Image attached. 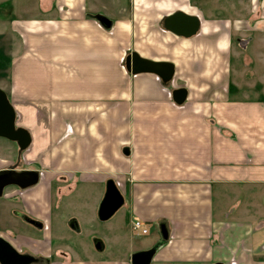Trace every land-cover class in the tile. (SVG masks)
<instances>
[{
	"label": "crops",
	"instance_id": "crops-1",
	"mask_svg": "<svg viewBox=\"0 0 264 264\" xmlns=\"http://www.w3.org/2000/svg\"><path fill=\"white\" fill-rule=\"evenodd\" d=\"M100 1L89 11L88 0H0V89L30 134L28 158L74 181L112 179L123 196L97 255L20 247L42 264H131L152 249L149 264H264V0ZM176 12L199 19L195 35L164 29ZM256 35L261 58L238 63L233 46L246 51ZM132 52L171 63V80L127 73ZM178 88L187 92L181 105L172 100ZM4 147L0 170L10 161ZM44 193L3 191L5 203L19 197L7 217L17 210L49 231ZM137 220L147 237L132 229Z\"/></svg>",
	"mask_w": 264,
	"mask_h": 264
},
{
	"label": "rangeland",
	"instance_id": "rangeland-1",
	"mask_svg": "<svg viewBox=\"0 0 264 264\" xmlns=\"http://www.w3.org/2000/svg\"><path fill=\"white\" fill-rule=\"evenodd\" d=\"M102 1L104 0H101L100 4H102ZM91 4H93V0H88L86 7L89 11L91 10ZM253 6L254 12L253 14H251V16L255 20H258L261 15V6L256 2L255 4H253ZM236 27L240 31L242 27L244 28L246 26L244 22H238L236 24ZM256 38H258L259 41L257 43H254V40ZM240 39H246V36H242L240 37ZM260 40L261 39L259 36H253L252 45L247 47L246 51L242 50V48H240L239 46H233L235 50L234 58L238 61V63L240 60L249 59L250 61H254L256 59L255 54L257 55V58H261V53L259 52H262L263 48L260 46H255L256 44H261ZM249 68L250 71L254 70L252 68V64ZM241 77L243 78V73L241 74ZM0 146H6L4 147V150H2V153L8 157L7 160H10L5 163L6 169L14 168L18 171L38 170L41 172V174H43L44 178L42 179V181L39 182L37 186L27 189L23 192L29 195L33 194V192L37 190L45 191L44 195L46 197V201L51 204V213L47 218V226L49 227V231L45 230L44 233H41L37 232L38 229H35L32 226H28L24 224L21 220H19V218L14 215L17 212L19 213V211L17 210L12 212V216H10V218L7 217L8 209L6 208H20L18 206V196L6 200V203L0 197V230L3 228L10 227L12 230H15V237L11 238V236L3 232H0V236L7 241L9 239H16L15 243L16 245H19L16 248L19 249L21 253H24V250H26L27 248L26 246H23L22 248V246L20 247V245L28 243V245L35 244L34 247L39 246L41 249L39 252L41 253H47L48 251H50V253H53L55 250L60 248V246H62L63 248H61L64 250H74L75 254H77L80 258H87L86 256L89 254L97 255V253L99 252L98 243H103L102 232L104 230L103 225L105 224V222H100L97 219L96 210L104 194V184L96 182H80L78 180L74 181V179L72 178L73 175L71 176V174L69 173L65 174V172H70L69 170L64 171L62 173L59 171L54 172V165L52 164H34L31 162L32 158H28L30 149L21 154L17 146L14 143L12 144V142H7L6 140L3 142L0 141ZM33 150L35 151L36 149L33 148ZM35 158L36 157L34 156V159ZM47 181H49L50 183V190L46 189ZM13 190L20 191L16 187H8L5 188L4 192ZM2 210L4 212L3 217H1ZM14 216L15 218H13ZM119 217L120 212L117 211L109 219V221H118ZM71 220L77 221L79 227L78 232L69 228L68 223ZM15 224L16 226H13ZM42 234H45V236H42ZM140 236L147 237V235L144 236L142 234ZM45 241L47 242V244L45 243ZM116 249L113 251L111 250V255L116 256L118 254ZM35 256L38 257L40 255L35 254ZM56 259L57 257L55 259L52 257V260Z\"/></svg>",
	"mask_w": 264,
	"mask_h": 264
},
{
	"label": "water",
	"instance_id": "water-1",
	"mask_svg": "<svg viewBox=\"0 0 264 264\" xmlns=\"http://www.w3.org/2000/svg\"><path fill=\"white\" fill-rule=\"evenodd\" d=\"M95 19L105 28L109 29L111 22L103 17L97 16ZM200 22L196 16L186 15L176 12L166 17L163 21L165 30L184 38H189L197 33ZM124 69L131 75L152 74L158 77L163 83L171 80L174 67L168 62H155L140 57L132 52L124 59ZM187 92L184 88L172 91V100L175 104L181 105L186 99ZM0 139L14 143L19 152L28 149L31 144V137L27 130L16 126L15 112L9 102L5 92L0 89ZM39 172L35 170H20L8 168L0 170V197L6 187H16L19 190H27L39 183ZM123 205V196L117 189L112 179H107L104 185V194L98 205L96 217L100 222L109 220ZM23 223L35 229H42V224L31 217L21 214H14ZM71 230L78 232L75 220L68 223ZM163 240L167 235L161 228ZM153 249L135 254L131 259V264H149ZM43 259L34 255L21 253L16 250L7 240L0 236V264H42ZM220 264V263H217Z\"/></svg>",
	"mask_w": 264,
	"mask_h": 264
},
{
	"label": "built area",
	"instance_id": "built-area-1",
	"mask_svg": "<svg viewBox=\"0 0 264 264\" xmlns=\"http://www.w3.org/2000/svg\"><path fill=\"white\" fill-rule=\"evenodd\" d=\"M132 229L138 233V234H146L147 233V227L145 226V224L139 220L134 221L132 223Z\"/></svg>",
	"mask_w": 264,
	"mask_h": 264
},
{
	"label": "flooded vegetation",
	"instance_id": "flooded-vegetation-1",
	"mask_svg": "<svg viewBox=\"0 0 264 264\" xmlns=\"http://www.w3.org/2000/svg\"><path fill=\"white\" fill-rule=\"evenodd\" d=\"M11 169H14V168H11ZM15 170V169H14ZM16 171H18V170H16ZM22 191H24V190H22Z\"/></svg>",
	"mask_w": 264,
	"mask_h": 264
},
{
	"label": "trees",
	"instance_id": "trees-1",
	"mask_svg": "<svg viewBox=\"0 0 264 264\" xmlns=\"http://www.w3.org/2000/svg\"><path fill=\"white\" fill-rule=\"evenodd\" d=\"M20 153H22V152H20Z\"/></svg>",
	"mask_w": 264,
	"mask_h": 264
}]
</instances>
